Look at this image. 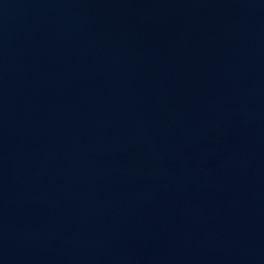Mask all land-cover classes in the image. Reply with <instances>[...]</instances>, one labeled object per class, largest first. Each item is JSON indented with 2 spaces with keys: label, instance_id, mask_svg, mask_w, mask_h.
Returning <instances> with one entry per match:
<instances>
[{
  "label": "water",
  "instance_id": "obj_1",
  "mask_svg": "<svg viewBox=\"0 0 264 264\" xmlns=\"http://www.w3.org/2000/svg\"><path fill=\"white\" fill-rule=\"evenodd\" d=\"M0 264H264V0H0Z\"/></svg>",
  "mask_w": 264,
  "mask_h": 264
}]
</instances>
